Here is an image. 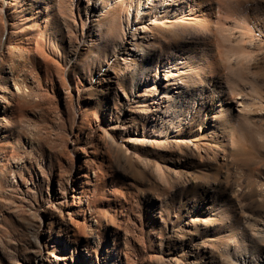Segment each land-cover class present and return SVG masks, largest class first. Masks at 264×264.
I'll return each instance as SVG.
<instances>
[{
  "label": "rangeland",
  "instance_id": "rangeland-1",
  "mask_svg": "<svg viewBox=\"0 0 264 264\" xmlns=\"http://www.w3.org/2000/svg\"><path fill=\"white\" fill-rule=\"evenodd\" d=\"M132 2L0 0V264H264V0H226L247 33Z\"/></svg>",
  "mask_w": 264,
  "mask_h": 264
},
{
  "label": "bare ground",
  "instance_id": "bare-ground-1",
  "mask_svg": "<svg viewBox=\"0 0 264 264\" xmlns=\"http://www.w3.org/2000/svg\"><path fill=\"white\" fill-rule=\"evenodd\" d=\"M137 3L138 4L135 6V3L133 5V2H132L131 5L127 8V10L125 9L126 10V20L128 24L127 27L131 28V26L135 25V23H133L134 15L135 17L138 18L146 14V15H150L151 17L150 19L152 20H156L160 18H164L166 20H172V19H177V18H188V19L196 20L202 24H206L207 21L208 23L211 21H214V23L222 24L224 26L231 25L232 27L236 26L238 23L240 24L241 22L242 24L245 25V27L241 25L244 27L243 29H245L246 31V32L244 31L245 33H247V31L252 32L255 27L260 28V26H258L257 19L250 21L251 18H249V15L247 13L242 15V14L237 13L234 10H230L229 8H226V4H227L226 0H138ZM97 7L98 6H96V8ZM237 26H240V25H237ZM122 32L124 33H122L119 44L124 45L125 49L132 48V50L133 49L137 50L140 54H143L142 56L144 57L148 54L147 51L143 50L144 49L143 47L142 48H138L136 46L129 47L128 44H133L132 36L129 35L127 32H125L124 30H122ZM205 38H208V36H206ZM206 40L207 42L202 41L203 46H201L200 48L199 58L201 57L203 58V56H205L208 61H211L212 59L209 55H216V53L218 52V49H217L218 47H216L215 44L213 43L214 39L213 41L209 39H206ZM192 57H193L192 54L188 53L187 55H185V57H183L185 60L178 61V63L184 64L186 63L187 59L193 60ZM174 65L175 66H172V68L177 69L178 68L176 66L177 62H175ZM214 69L215 68L212 67L213 71ZM182 72L183 71L179 69L178 73L176 74L174 73V75L177 77H172L171 78L172 81H170L167 84L169 85V84L180 83L181 82L180 79H182L180 74ZM168 73L169 72H166L164 76L167 75ZM216 73H217L216 78L212 77V79H207L206 81L208 83L207 86L214 87L216 85V86H219V88L221 87L223 88L224 84L223 86H221L222 76L221 74H218L217 71ZM206 90H207V87L203 85V88L195 89V92L206 94L204 93ZM221 91L223 90L219 89V92ZM219 92L218 93L213 92V94L209 96V97H213L211 101V108H210L211 112L224 111L225 113L227 112L229 114L230 113L232 114L233 112L231 111V109L235 106V104L237 105L242 104L241 103L242 100H237L234 97L231 91V88H229L228 91H225L228 93V95L225 92L224 93L222 92L219 93ZM191 93L193 94L194 92H191ZM206 95L208 96V94ZM235 113H238V115L240 116L243 115L240 109H238ZM249 233H250V237L259 236L258 235L259 231L257 233L254 231H250Z\"/></svg>",
  "mask_w": 264,
  "mask_h": 264
}]
</instances>
